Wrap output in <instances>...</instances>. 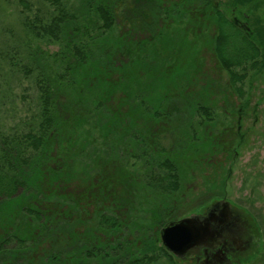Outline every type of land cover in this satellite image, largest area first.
Instances as JSON below:
<instances>
[{
    "label": "trees",
    "instance_id": "1",
    "mask_svg": "<svg viewBox=\"0 0 264 264\" xmlns=\"http://www.w3.org/2000/svg\"><path fill=\"white\" fill-rule=\"evenodd\" d=\"M221 3L17 0L38 47L1 60L36 96L30 118L0 134V264L184 262L161 229L224 195L245 138L231 120L219 129L214 104L243 98L264 67V32L251 40ZM206 46L229 84L205 70Z\"/></svg>",
    "mask_w": 264,
    "mask_h": 264
},
{
    "label": "rangeland",
    "instance_id": "2",
    "mask_svg": "<svg viewBox=\"0 0 264 264\" xmlns=\"http://www.w3.org/2000/svg\"><path fill=\"white\" fill-rule=\"evenodd\" d=\"M30 1L35 3L38 0ZM220 1L224 10V7L232 5L233 3L230 2L234 0ZM254 1L253 4L248 2L237 5H242L243 8L249 10L253 19H256L254 20L256 27L262 31L264 29V20L262 19L264 18V0ZM20 8L17 0H0V134H8L21 127V120L29 119L34 112L31 107L34 106L36 95L31 81L18 79L16 75H12L9 66L4 60H1L4 55L2 53H6L13 47H17L19 53L24 57L28 52L26 42H31L33 48L38 47L39 41L28 36L22 25ZM226 12L230 14V11ZM39 45L43 49L56 50L58 48L57 44L49 45L41 42ZM203 56H205L204 64H206L207 73L210 70L211 74L221 82V85L229 84L227 71L215 62L209 46L205 47ZM243 90L245 91L243 98L234 95L228 101L222 98L214 104L219 117V129H222L223 125L231 120L238 137L244 136L245 139L235 156L228 160L227 164H231L224 187V195L211 196L205 207L211 206L215 201L226 199L233 209L235 208L233 214L228 215L232 220L230 226L232 228L226 229V231L221 229L219 231L221 236L215 243L213 242L214 248L217 250H215L212 259L218 263L224 262L225 251L218 248L222 246L220 243L228 239L239 250L237 253L239 261L235 264H264V67L257 73H249L244 81ZM217 92L220 93L219 89ZM217 98L220 96L218 95ZM239 117L241 119L238 120ZM217 158L223 157L221 155L214 157L215 160ZM203 166L200 165L199 171L195 172L196 176L191 181L196 191H201L204 186L209 185V181L204 178V175L210 176L214 172V167H211L210 163ZM225 206L228 207L227 204ZM222 208V205L220 208L218 207L219 211L223 210ZM201 209L202 207H199L187 215L203 213L204 210L201 211ZM231 209L223 211L228 214L232 212ZM237 216L241 220L234 221ZM250 234L252 237L249 236ZM248 239L252 243L246 248ZM240 248H245L242 253ZM199 254H190L182 259L183 263H171L164 258L161 264H195L192 259ZM205 264L211 263L206 261Z\"/></svg>",
    "mask_w": 264,
    "mask_h": 264
},
{
    "label": "water",
    "instance_id": "3",
    "mask_svg": "<svg viewBox=\"0 0 264 264\" xmlns=\"http://www.w3.org/2000/svg\"><path fill=\"white\" fill-rule=\"evenodd\" d=\"M221 205L224 211L232 207L226 199L218 200L205 207L203 213H193L166 223L161 229L164 246L179 259H185L192 253L199 254L203 248H214L215 241L221 236L219 231L232 228V220L228 215L235 211L232 207V212L226 214L223 210L219 211ZM237 217L234 221L241 220Z\"/></svg>",
    "mask_w": 264,
    "mask_h": 264
},
{
    "label": "flooded vegetation",
    "instance_id": "4",
    "mask_svg": "<svg viewBox=\"0 0 264 264\" xmlns=\"http://www.w3.org/2000/svg\"><path fill=\"white\" fill-rule=\"evenodd\" d=\"M220 8L221 5L219 4ZM225 11H230V14L227 13V16L233 21V23L237 26V28L241 31V33L252 35V39L256 41V43H261V39L259 38V33L256 29V24L254 23L255 18L253 19L252 14L249 10L243 8L242 5H228L224 7ZM253 19V20H252ZM264 20V18H262ZM264 25V24H263ZM264 32V29L262 30ZM257 34V35H256ZM241 117L238 118V120ZM251 236V234L249 235ZM252 237V236H251ZM251 239V238H250ZM250 239L247 240V247L251 245ZM218 249H222L225 251L224 262L218 263L214 259H212L213 254H215L216 248H203L198 256L193 257L192 260L195 264H205V262H209L211 264H235L239 261L238 248L234 246L232 241L227 240L221 247ZM245 248H240L241 253L244 251ZM238 257V258H237Z\"/></svg>",
    "mask_w": 264,
    "mask_h": 264
}]
</instances>
